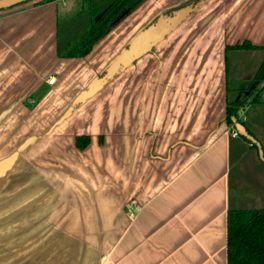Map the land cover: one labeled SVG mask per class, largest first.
I'll return each mask as SVG.
<instances>
[{"label":"crops","instance_id":"obj_1","mask_svg":"<svg viewBox=\"0 0 264 264\" xmlns=\"http://www.w3.org/2000/svg\"><path fill=\"white\" fill-rule=\"evenodd\" d=\"M85 1L0 11V129L22 119V143L35 137L22 152L27 209L18 207L29 215V264H228V213L246 198L239 186L233 206V171L250 159L264 173V49H233L227 60L225 49L264 48V0H145L87 56L60 57L58 26ZM190 5L150 53L74 104L142 28ZM229 98L244 102L240 119L258 147L232 137Z\"/></svg>","mask_w":264,"mask_h":264},{"label":"trees","instance_id":"obj_2","mask_svg":"<svg viewBox=\"0 0 264 264\" xmlns=\"http://www.w3.org/2000/svg\"><path fill=\"white\" fill-rule=\"evenodd\" d=\"M145 0H86L79 14L69 22L58 26V55L63 58H82L87 56L94 45L122 19L130 14ZM98 16L100 18L97 20ZM125 16V17H126ZM66 33H65V31ZM233 49H264L250 41L235 46H227V52ZM264 80V63L259 71ZM244 102L229 98L226 121L229 125L242 124L245 134L239 132L245 140L258 143L252 133L240 119V109ZM76 143L84 148L89 138L78 137ZM254 143V142H253ZM254 145L252 144V147ZM262 159L263 152L260 150ZM228 264H264V207L260 209H234L228 213Z\"/></svg>","mask_w":264,"mask_h":264},{"label":"rangeland","instance_id":"obj_3","mask_svg":"<svg viewBox=\"0 0 264 264\" xmlns=\"http://www.w3.org/2000/svg\"><path fill=\"white\" fill-rule=\"evenodd\" d=\"M126 27L123 23L119 27L121 28L120 31H126ZM229 58H231V54ZM11 124L15 126L12 132L4 129L5 125L3 129L2 127L0 129L1 160L16 151L24 140V136L28 133L24 120L19 119ZM256 150H253L254 154H257ZM43 155L41 156L43 157ZM28 157L29 151L22 153L15 169L5 179L0 180V264H13L20 257L22 260H26L25 263L21 264H29L28 257H26L30 249L28 244L29 230L27 229L29 215L19 214L20 208H18L24 203L23 206H26L27 209L29 186ZM259 168L261 167L253 166L252 160L246 159L234 169L232 174L235 186L232 192L233 206L237 207L236 202L238 198L243 196L238 190L240 186L242 191H250V196L253 194L259 197L254 199L249 198L247 197L249 193L245 192L244 196L246 198L244 199L242 208L253 210L264 207V173ZM15 227H20V230L14 229ZM69 251L74 254V247L70 246ZM24 257L26 258L24 259Z\"/></svg>","mask_w":264,"mask_h":264},{"label":"water","instance_id":"obj_4","mask_svg":"<svg viewBox=\"0 0 264 264\" xmlns=\"http://www.w3.org/2000/svg\"><path fill=\"white\" fill-rule=\"evenodd\" d=\"M32 0H0V11L10 9ZM196 6H187L171 12L168 15H158L156 21L142 28L109 64L104 74L95 78L89 86L76 98L75 105L84 103L97 92H99L110 80L126 70L134 62L144 55L150 53L160 42H162L172 31L178 28L195 10ZM127 12L123 14L125 17ZM100 18L98 16L97 20ZM236 129L245 134V127L238 123ZM35 140V137L26 139L16 151L0 160V179L5 177L13 168L20 153L25 151Z\"/></svg>","mask_w":264,"mask_h":264},{"label":"built area","instance_id":"obj_5","mask_svg":"<svg viewBox=\"0 0 264 264\" xmlns=\"http://www.w3.org/2000/svg\"><path fill=\"white\" fill-rule=\"evenodd\" d=\"M56 82V78L55 77H50L49 78V84L53 85L54 83ZM259 95H264V88L262 90V93ZM231 135L233 138H238L240 135H239V131L236 129V127L232 129V132H231Z\"/></svg>","mask_w":264,"mask_h":264}]
</instances>
